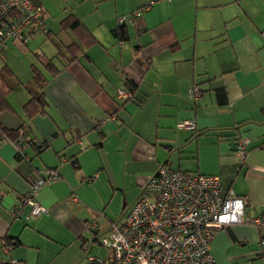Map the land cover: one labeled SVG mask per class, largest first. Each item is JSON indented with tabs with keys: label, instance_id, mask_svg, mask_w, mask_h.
Masks as SVG:
<instances>
[{
	"label": "crops",
	"instance_id": "crops-1",
	"mask_svg": "<svg viewBox=\"0 0 264 264\" xmlns=\"http://www.w3.org/2000/svg\"><path fill=\"white\" fill-rule=\"evenodd\" d=\"M30 1L46 33L0 52L1 109L28 129L20 151L0 142V264L106 261L98 235L160 165L217 175L223 192L248 199V216L264 215V0ZM68 17L82 29L63 28ZM124 80L127 101L117 96ZM39 95L43 114L28 116ZM52 172L36 197L47 213L31 217L22 202ZM210 253L216 264H264V225L218 231Z\"/></svg>",
	"mask_w": 264,
	"mask_h": 264
},
{
	"label": "built area",
	"instance_id": "built-area-1",
	"mask_svg": "<svg viewBox=\"0 0 264 264\" xmlns=\"http://www.w3.org/2000/svg\"><path fill=\"white\" fill-rule=\"evenodd\" d=\"M139 15L140 12L134 13V17ZM124 21L120 19L119 25ZM45 33L39 6L30 0H0V52L8 40L25 44L29 37ZM189 95L197 97V88L193 87ZM117 96L124 101L131 99L126 80ZM177 127L193 130L195 123L182 121ZM27 133V127L22 126L10 138L0 125V142L20 151ZM249 143V138L237 141L234 155L241 161L246 158ZM37 147L43 149L44 144L38 143ZM55 181L57 174L52 172L47 179L31 184V191L22 202L31 217L47 213L36 197L41 186ZM248 205L247 198L236 196L232 190L223 192L217 175L191 174L160 165L141 186L136 200L120 220L98 235L97 242L109 252V258L88 260L97 264H216L210 242L218 231L239 224L256 228L264 225V215L248 216ZM22 209V206L15 208L12 217L17 219ZM83 249L87 250V245Z\"/></svg>",
	"mask_w": 264,
	"mask_h": 264
},
{
	"label": "trees",
	"instance_id": "trees-1",
	"mask_svg": "<svg viewBox=\"0 0 264 264\" xmlns=\"http://www.w3.org/2000/svg\"><path fill=\"white\" fill-rule=\"evenodd\" d=\"M61 24H62L63 28H66V27L69 26L72 29H78V28L82 29L81 26H80V23L77 20H73L70 17H68L65 20H63V22H61ZM84 33H85V31H84ZM114 34H116L118 36L119 40H124L125 39V32H124L123 29L115 30ZM31 37H29V38H31ZM48 68L49 69L52 68L54 70V68L51 67V64L48 65ZM57 71L58 70H55V73ZM34 80L37 83V85L44 84V81L40 79V75L39 74H35ZM222 96H224L223 93L221 94V96L219 95V98H221ZM4 103H5V100H4L3 94L0 92V114L3 113L1 107L3 106ZM44 106H45L44 100L41 97V95H39L36 98L30 99L28 101V103L24 106V109H25V112L28 114V116H34L36 114H43ZM5 133L10 138H13V136H15V134H16V131H6L5 130ZM38 149L40 150V148H38Z\"/></svg>",
	"mask_w": 264,
	"mask_h": 264
},
{
	"label": "water",
	"instance_id": "water-1",
	"mask_svg": "<svg viewBox=\"0 0 264 264\" xmlns=\"http://www.w3.org/2000/svg\"><path fill=\"white\" fill-rule=\"evenodd\" d=\"M0 125L6 131H17L23 126V123L11 113L3 112L0 114Z\"/></svg>",
	"mask_w": 264,
	"mask_h": 264
},
{
	"label": "rangeland",
	"instance_id": "rangeland-1",
	"mask_svg": "<svg viewBox=\"0 0 264 264\" xmlns=\"http://www.w3.org/2000/svg\"><path fill=\"white\" fill-rule=\"evenodd\" d=\"M97 247L100 249L99 251H101L105 256L107 255V250L103 249L101 246L97 245Z\"/></svg>",
	"mask_w": 264,
	"mask_h": 264
},
{
	"label": "bare ground",
	"instance_id": "bare-ground-1",
	"mask_svg": "<svg viewBox=\"0 0 264 264\" xmlns=\"http://www.w3.org/2000/svg\"><path fill=\"white\" fill-rule=\"evenodd\" d=\"M256 228V227H255ZM260 228V227H259ZM99 231V230H98Z\"/></svg>",
	"mask_w": 264,
	"mask_h": 264
}]
</instances>
